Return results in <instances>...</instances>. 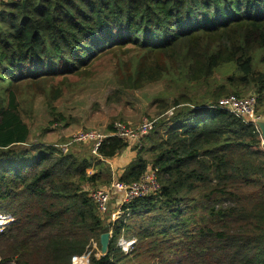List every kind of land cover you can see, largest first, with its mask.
I'll return each mask as SVG.
<instances>
[{
	"label": "trees",
	"instance_id": "16d2710c",
	"mask_svg": "<svg viewBox=\"0 0 264 264\" xmlns=\"http://www.w3.org/2000/svg\"><path fill=\"white\" fill-rule=\"evenodd\" d=\"M126 45L142 55L117 63L122 86L137 90L165 77L194 83L230 65L214 103L251 91L264 118V71L254 67V53L264 49V0L1 3L0 213L14 220L0 232V250H7L0 264H72L109 231L107 254H90L88 264H129L116 247L122 232L136 237L130 254L139 264H264V144L252 124L211 103L161 101L175 115L162 132L142 138L148 146L134 148L136 158L117 178L129 185L154 172L160 191L123 208L132 223L113 225L104 224L88 192L111 184L106 162L129 143L107 135L86 157L29 143L24 84L73 74ZM164 214L171 225H163Z\"/></svg>",
	"mask_w": 264,
	"mask_h": 264
},
{
	"label": "rangeland",
	"instance_id": "374dc122",
	"mask_svg": "<svg viewBox=\"0 0 264 264\" xmlns=\"http://www.w3.org/2000/svg\"><path fill=\"white\" fill-rule=\"evenodd\" d=\"M117 49L113 50L117 51ZM141 53L130 45H126L115 53V57L114 54L97 57L73 74L40 78L32 83L24 84L29 86L20 95V112L23 121L30 129L29 143L39 142L52 145L60 149L62 153L64 150L65 153H73L77 157H86L95 154L94 148L99 138L82 141L77 140L79 135L91 133L97 135L96 137H105L112 134L116 125L136 129L144 119L151 121L155 129L162 132L164 124H167L175 115V111L170 109L163 112L161 101L170 103L180 98L181 101L187 102L186 108L204 102L207 105L209 103L214 105L216 100L213 99L220 94V87L227 85L226 80L231 77L233 71V67L225 65L210 78L194 83H185L165 77L137 90L126 88L121 84L122 70L116 73L117 63L122 61V64H127L131 59L141 58ZM254 67L258 71H264V49L254 53ZM253 95L251 91L246 92L243 98ZM54 96L57 98H53ZM229 96L224 94L217 100ZM262 104L264 105V99ZM261 109L259 107L258 111L260 112ZM58 115L64 117L65 120L56 123L54 120L58 119ZM141 139L129 142L128 149L106 162L111 168L114 179L120 176L118 168L121 166L124 168L136 158L134 149L136 146H148L145 139ZM262 147L264 150V145ZM142 156L148 158L143 153ZM98 189L111 193L109 211L103 215V217L107 216L104 224L113 225L118 221L133 222L134 218L129 211H122L119 216L116 215L120 200L116 193L110 191L111 185H98L94 189L92 187L91 191ZM13 220L11 213L1 212L0 232L7 228ZM162 220L165 226L172 224L167 214H164ZM121 237L132 243L127 251L120 249L131 257L129 264H139L130 254L136 243V237H127L122 232L116 241L117 248ZM0 253L7 254V250H0ZM90 254L99 258L101 256L100 246H97L95 250L94 248L87 249L86 255L81 257V260L75 259L72 264H84L85 262L88 264ZM147 262L148 260H144L141 264Z\"/></svg>",
	"mask_w": 264,
	"mask_h": 264
},
{
	"label": "built area",
	"instance_id": "2783aa9c",
	"mask_svg": "<svg viewBox=\"0 0 264 264\" xmlns=\"http://www.w3.org/2000/svg\"><path fill=\"white\" fill-rule=\"evenodd\" d=\"M6 1L17 0H0V4ZM210 107L225 111L231 115L236 116L237 118H240L246 123L252 124L253 126L255 121L260 118L256 115L255 96H249L247 98H238L235 96L224 97L219 99L214 105H210ZM154 129V124L151 121L144 119L140 126L136 129H130L123 125H116L111 135L129 143L149 135L151 132L154 131ZM96 136L97 135H93L91 133L79 135L77 140L85 141L95 140L99 138L96 141V145L94 148L95 152L101 140L106 137ZM63 153H65L64 150ZM110 185V191L116 193L119 196L120 200L119 208L116 212L117 216H119V213L122 211H128L123 210V208L129 205L134 199L156 195L160 191V184L154 172L146 173L138 182H134L129 185L120 183L117 179H113ZM88 194L100 215H106L109 211L111 193L107 190L98 189L94 191H89ZM109 234H111V231H109ZM131 245L132 243L125 241L122 237L118 241V248H120L122 251H127V249L131 247ZM97 246V242L90 240V245L88 249L92 250L94 248L95 250ZM75 259L81 260L82 258H74L73 261H75ZM84 264H86V262Z\"/></svg>",
	"mask_w": 264,
	"mask_h": 264
},
{
	"label": "water",
	"instance_id": "95a60500",
	"mask_svg": "<svg viewBox=\"0 0 264 264\" xmlns=\"http://www.w3.org/2000/svg\"><path fill=\"white\" fill-rule=\"evenodd\" d=\"M255 128L258 130L260 134V139L264 144V118H259L254 123ZM110 243V234L103 233L99 237V246H100V254L101 256H105L108 252V247Z\"/></svg>",
	"mask_w": 264,
	"mask_h": 264
},
{
	"label": "crops",
	"instance_id": "0c3cea01",
	"mask_svg": "<svg viewBox=\"0 0 264 264\" xmlns=\"http://www.w3.org/2000/svg\"><path fill=\"white\" fill-rule=\"evenodd\" d=\"M126 166V165H125ZM124 166V167H125ZM119 169V172L121 173L122 172V170L124 169V168H122V166H121V168H118Z\"/></svg>",
	"mask_w": 264,
	"mask_h": 264
}]
</instances>
